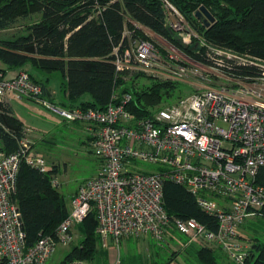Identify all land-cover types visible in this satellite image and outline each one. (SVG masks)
<instances>
[{
    "label": "built area",
    "instance_id": "obj_1",
    "mask_svg": "<svg viewBox=\"0 0 264 264\" xmlns=\"http://www.w3.org/2000/svg\"><path fill=\"white\" fill-rule=\"evenodd\" d=\"M161 1L165 25L176 40L197 52L205 48L216 64L203 65L172 39L161 35L158 41L152 39L148 33L153 30L129 16L123 31L128 45L121 50V42L113 51L117 74L149 72L156 64L164 65L166 58L170 71L179 77L187 71L212 70L222 83L203 86L199 92L138 116L127 108L130 93L114 95L103 108L67 107L48 95L29 71L9 74L0 68V102L12 93L40 103L65 122L83 123L100 160L97 174L75 192L68 215L55 234H41L30 245L15 200L17 177L23 161L43 172L49 165L25 137L15 152L0 148V264H45L59 243L72 240L74 228L92 211L104 248L131 236L161 241L178 231L190 243L224 251L234 264L247 263L252 243L241 236L245 234L243 224L264 217V186L257 182L258 172L264 168V59L250 61L262 68L261 75L241 78L229 74L224 62L231 57L248 60L210 43L171 0ZM93 2L90 17H97L104 6L98 0ZM136 161L159 168L136 170ZM167 180L191 191L199 207L216 219L217 228L194 217L170 216L164 207ZM53 184H59L56 176ZM63 264L87 262L75 259Z\"/></svg>",
    "mask_w": 264,
    "mask_h": 264
},
{
    "label": "trees",
    "instance_id": "obj_2",
    "mask_svg": "<svg viewBox=\"0 0 264 264\" xmlns=\"http://www.w3.org/2000/svg\"><path fill=\"white\" fill-rule=\"evenodd\" d=\"M94 0H0V30L7 29L20 17L41 14V19L28 27L26 34L12 41L0 43V59L13 67H33L48 73L60 71L66 76L67 102L63 106L103 108L116 94L132 96L128 109L138 116L148 115L145 107L158 103L165 97L170 84L158 82L145 88L134 87L135 79L128 80L118 75L113 55L114 48L121 50L128 45L123 38L126 15L155 33L178 42L174 32L165 25V10L161 0H98L104 6L97 17H90ZM197 30L212 44L233 50L248 61L229 60L224 69L229 74L244 78L261 75L262 68L250 61L264 59V0H171ZM206 6L215 16V21L206 26L196 16V11ZM129 27L135 26L128 23ZM138 35H143L136 30ZM194 59L203 64H216V59L205 48L199 52L188 48ZM26 70V69H23ZM28 71V70H27ZM32 78L43 84L48 95L53 96L48 84L29 71ZM91 100L81 101L85 95ZM25 124L18 118L8 101L0 102V148L11 153L20 148L25 137ZM58 173L56 165L46 172L22 162L17 177V201L23 215L28 244H33L41 234H55L59 224L68 215L70 206L65 196L54 186L53 178ZM257 182L264 186V168L257 175ZM164 207L170 216L194 217L217 228L216 219L204 212L195 195L185 186L167 180L164 184ZM250 234L242 237L251 241V256L246 264H264V217L249 221ZM85 232L80 247L72 251L64 262L75 259L109 261L107 248L101 245L96 232L97 217L92 211L81 225ZM186 238V237H185ZM218 250L197 247L194 250L201 264H217ZM78 256V257H76ZM156 256V257H155ZM145 256L142 252L128 250L122 264H170V257L160 259L159 254ZM171 256V255H170ZM81 257V258H79ZM163 258V256H162ZM177 264H184L179 263Z\"/></svg>",
    "mask_w": 264,
    "mask_h": 264
},
{
    "label": "rangeland",
    "instance_id": "obj_3",
    "mask_svg": "<svg viewBox=\"0 0 264 264\" xmlns=\"http://www.w3.org/2000/svg\"><path fill=\"white\" fill-rule=\"evenodd\" d=\"M129 15H126L128 20ZM41 19L40 13H35L29 17H20L7 29L0 30V43L3 41H12L24 35L28 31L29 25ZM129 25V24H128ZM149 36L158 41V34L149 30ZM184 50H188L191 45L187 43L177 42ZM225 60H229L226 55L221 56ZM230 60L240 61V58L231 57ZM165 63L156 64L152 71L126 72L128 80L135 79L134 87L145 88L155 83L162 82L170 84L165 97L158 103L147 105L145 107L151 110L174 102L177 99L199 92L203 86H213L222 83V79L217 76L218 73L209 70L199 69V72L187 71L184 76L179 77L169 69L168 59L164 58ZM4 64V68L9 71V64L4 63L0 59V65ZM31 65L27 63L26 68ZM161 65V66H159ZM204 65V64H203ZM210 67L209 65H206ZM1 68V67H0ZM219 72V71H218ZM10 74V71H9ZM12 74V72H11ZM63 74L60 71L50 73L49 85L55 87L58 91L57 99L59 98V87ZM242 84L248 85L251 82L241 81ZM85 98H90L86 95ZM16 115L24 121L26 127L29 128V134L33 138L34 151L43 156L49 166L56 165L58 173L55 175L58 179L57 188L64 194L67 205L71 206L72 197L75 192L84 185L90 178L95 176L100 168V160L95 156L94 149L88 140V134L85 131V125L80 122H65L52 114L47 108L40 103L29 99L11 98ZM159 168L158 164L136 161V170H151ZM250 220H247L244 225L245 235L250 234ZM252 231V230H251ZM85 237V232L82 224L76 226L73 231V238L69 243H59L55 252L50 256L45 264H63L69 257L70 253L80 247ZM264 240V236L260 235ZM249 240V239H247ZM197 247L209 248L205 244L190 243L178 231H174L167 235L163 240L159 241L149 236H131L125 238L119 245L107 248L110 258L102 260L101 264H122L123 258L128 250L140 251L145 256H155L159 254L160 259L170 257L175 262L184 264H201L197 259L194 250ZM219 264L229 262L228 255L218 250ZM171 255V256H170ZM163 256V258H162ZM78 257V256H76ZM156 257V256H155ZM81 258V257H79ZM86 261V260H84ZM87 264H98V260H90Z\"/></svg>",
    "mask_w": 264,
    "mask_h": 264
},
{
    "label": "crops",
    "instance_id": "obj_4",
    "mask_svg": "<svg viewBox=\"0 0 264 264\" xmlns=\"http://www.w3.org/2000/svg\"><path fill=\"white\" fill-rule=\"evenodd\" d=\"M2 64V63H1ZM10 66V65H9ZM0 67L1 68H3V69H5L4 67V64H2V65H0ZM8 69H9V71H10V74H11V72H12V74H14V73H16V72H18L19 70H22V69H26V70H28V71H30V72H32L36 77H38L39 79H41V80H43V81H45L47 84H48V87L51 89V91H52V94H53V96L55 97V99L57 100V101H59V102H67L68 101V98H67V92L65 91V83L64 82H66V76L65 75H63V78H62V80H61V84H60V87H59V98H60V100H58L57 99V95H58V91H57V89L55 88V87H53L52 85H49V82H50V73H53V72H50V73H48V72H46V71H44V70H41V69H39V68H35V67H33L32 65H29V67H27L26 68V66H24V67H18V68H16V67H13V66H10V67H8ZM8 71V70H7ZM8 71V72H9ZM86 96V95H85ZM85 96H83L82 98H81V101H87V100H91V96H90V98H85ZM11 98H15V99H24V98H17L14 94H12V93H9L7 96H6V101H8L10 104H11V106H12V108H13V110H14V107H13V105H12V102H11ZM14 113H15V110H14ZM15 115H16V113H15ZM17 116V115H16ZM18 117V116H17ZM19 118V117H18ZM21 119V118H20ZM22 120V119H21ZM23 121V120H22ZM24 122V121H23ZM25 128H26V131H25V138H27L32 144H34V141L35 140H33V138L30 136V134H29V128L28 127H26L25 126ZM88 138V137H87ZM74 196V195H73ZM229 260V262H231L232 264H234L230 259H228ZM170 264H177V262H175V261H172ZM217 264H219V261L217 260ZM221 264H226V263H221Z\"/></svg>",
    "mask_w": 264,
    "mask_h": 264
},
{
    "label": "water",
    "instance_id": "obj_5",
    "mask_svg": "<svg viewBox=\"0 0 264 264\" xmlns=\"http://www.w3.org/2000/svg\"><path fill=\"white\" fill-rule=\"evenodd\" d=\"M195 14L207 27L215 21V16L206 6H201Z\"/></svg>",
    "mask_w": 264,
    "mask_h": 264
}]
</instances>
